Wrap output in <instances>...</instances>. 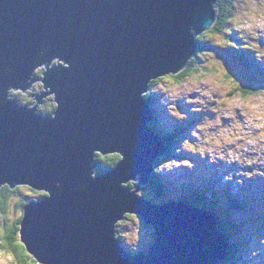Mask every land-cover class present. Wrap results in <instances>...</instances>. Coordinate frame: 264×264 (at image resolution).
Returning a JSON list of instances; mask_svg holds the SVG:
<instances>
[{"label":"water","instance_id":"95a60500","mask_svg":"<svg viewBox=\"0 0 264 264\" xmlns=\"http://www.w3.org/2000/svg\"><path fill=\"white\" fill-rule=\"evenodd\" d=\"M219 1L0 0V188L45 194L19 223L20 242L38 263L225 258L211 213L156 205L136 195L140 186H126L135 178L146 186L165 153L143 96L152 81L188 66ZM97 155L120 160L94 175ZM127 214L154 229L148 253L127 255L113 239Z\"/></svg>","mask_w":264,"mask_h":264},{"label":"rangeland","instance_id":"374dc122","mask_svg":"<svg viewBox=\"0 0 264 264\" xmlns=\"http://www.w3.org/2000/svg\"><path fill=\"white\" fill-rule=\"evenodd\" d=\"M229 5L230 10L224 19L225 28L234 30L236 39H231L227 44L228 35L225 38L223 34H208V38L203 41L205 47L203 46L198 60L191 68L198 69L197 73L185 78L181 84H176L174 78L166 76L150 86V110L153 116L158 117L155 124L161 132L172 133L177 137V144L171 138L175 145V156L178 154L180 158H184L177 160L170 155L163 161L157 177L162 191L155 194V191L144 189L138 190L136 195L158 205L164 200H177L183 184L198 176L204 177L203 174L208 176L199 166L222 169V172L218 171L220 177L214 175V181L220 180L223 172L229 175L227 180L221 178V183L232 188L231 197L237 198L242 194L247 201L254 194L247 202L250 210L244 207L243 210L236 209L241 211L231 212L232 221L229 220L226 224L231 225L233 230L224 223L236 244L232 245L235 249L228 264H264V231L256 225V220L264 215V197L255 191L262 186L261 182L264 183V139L260 137L264 128L257 127L264 124V76L261 74L264 70L260 66L264 62V28L247 27L253 16L258 21L264 16V0H231L227 8ZM213 41L219 44L218 50L210 52ZM237 43L246 44L254 54L262 53L263 58L258 60L240 44L241 48L238 49L248 55L247 62L252 63L253 70L249 68V63H241L234 51L227 49L220 52V49L236 47ZM257 77L262 81H258V86L253 80H258ZM247 86H256L259 93L244 96L238 91L239 87ZM188 117V121L195 119L197 123L188 124ZM176 125L187 127L179 133L171 132L173 128H177ZM228 179L237 186L230 184ZM133 181L126 184L132 192L135 187L141 186L137 178ZM242 183L246 186H242ZM17 188V192L11 196H0V234L7 224H12L21 215L20 204L23 200L38 201L43 198L41 193L28 187ZM195 192L203 195L209 202H203L202 206L207 205L208 208L212 203L219 216L226 215L227 211L220 208H224L225 200L215 201L209 192ZM253 229L255 233H252ZM116 237L128 253H144L153 242V228L143 224L139 216L127 215L118 222ZM0 262L16 264L8 254L1 252Z\"/></svg>","mask_w":264,"mask_h":264},{"label":"trees","instance_id":"16d2710c","mask_svg":"<svg viewBox=\"0 0 264 264\" xmlns=\"http://www.w3.org/2000/svg\"><path fill=\"white\" fill-rule=\"evenodd\" d=\"M230 1L231 0H220L219 1L218 8H217L218 12H217L216 23L209 31L205 32L204 34L200 35L197 38L198 51L195 54V57L190 61L189 65L187 66V68L185 70H183L181 73H179L176 76H171V78L175 79V83L176 84H181L185 78H187V77H189V76H191V75H193V74L198 72V69H194V68L191 69V68H192V65L198 60L199 52H202L200 50H202L203 46H204L203 41L207 37L208 34H215V35L223 34V35H225L224 36L225 38L228 35L227 44L230 43L231 39H236L234 37L236 35L234 30H232V29L228 30V28H225V20L224 19H226L225 16L230 10V5L227 8V5L229 4ZM228 23H230V22H227V24ZM211 44H213V48H212V50H211V48L209 49L210 52H212L214 50H218L219 44L215 43L214 41ZM240 44H244V43H237V46L234 47V49L238 48L239 46H241ZM227 49L228 48L220 49V52H222L224 50H227ZM236 54L238 55V58H239L240 62H244L245 58L247 57V56H245L244 53H242L240 51H234V55H236ZM220 55L223 56L221 53H220ZM241 55H244L245 57H242ZM224 57H226V56H224ZM38 76L40 77V75H38ZM161 80L162 79H160V81ZM238 91H240L241 94L244 95V96H252V95H255V94L259 93V91L256 88L249 87V86H247V87H239ZM145 97L148 98L149 95L147 94ZM20 105L24 106L26 104L25 103H20ZM54 109H55L54 106L53 107H48L46 110H42V112L40 111L39 113H40V115H43V116H49V115H51L54 112ZM157 118L158 117L154 115L155 122H156ZM151 128L154 131H156L157 130L156 124L154 123V125H153V123H152L151 124ZM159 135H161V134H159ZM161 136L165 139L167 152H168V155L170 156L172 154V152H174V150H175V147L173 145L174 143H173V141H171V139H169L170 136H163V135H161ZM172 136L177 138L175 135H172ZM173 137H171V138H173ZM118 160H119V157L117 155H111V156H106V157H101L100 155H97L95 161H96L97 167H99L98 172L103 173V172H107V171L113 169L115 164H116V162ZM163 160L164 159H161V160H159L158 162L155 163L154 172L149 177V182L147 184V187L149 188V190L155 191L157 193L159 191H162L160 189V185L161 184L159 183L157 177L159 176L158 175V171H159V167L161 166ZM102 161L104 163V166H102V165L99 166L100 162H102ZM208 184L211 185L210 183H208ZM208 187H211V186H208ZM203 188H204L203 186H198V185L195 186L193 184L191 186H187V185L183 184L180 187V190H179L181 192L180 196H182L181 198H179V200L185 201V202H187V203H189L191 205L198 206V207L204 209L205 205L202 206L203 201H204L203 196H200V195H198V193L195 192V191L202 192ZM16 192H17V188L9 189L7 186H4V187L0 188V196H1V198H6L7 196H11V195H13ZM221 198H222V196H221ZM222 200H223V198H222ZM23 201L24 202L20 204V207L22 209H24L25 206L31 200H23ZM226 202H227V207H228L227 210H230V211L231 210H236V209H241V208H239V205H240V207H242V209H243V207L247 206L245 200H239L237 198H232L229 195H226ZM230 213L231 212H227L225 217H220V216L218 217V215L216 214L215 217L217 218L220 230L225 235L227 241L229 242V244L232 247V245L234 244L231 241L232 235L228 234L227 230L225 228V225H226V226H228V227H230L232 229L231 225L226 224L230 220ZM21 219H22V217L20 216L19 219L14 221L12 224H7L5 226L2 234H0V252L8 254L9 257L12 258L13 262L16 263V264H40L32 256H30L27 253L25 247L20 242V239H19V221ZM224 223H225V225H224ZM263 226H264V224H263ZM254 232H256V231L254 230ZM231 247L229 246V249H228V250H230L229 252H231V249H232ZM229 252H227V255H226V258H225V263H223V264H227V262H228L227 260L231 259V257H230L231 253H229Z\"/></svg>","mask_w":264,"mask_h":264},{"label":"clouds","instance_id":"9594fccd","mask_svg":"<svg viewBox=\"0 0 264 264\" xmlns=\"http://www.w3.org/2000/svg\"><path fill=\"white\" fill-rule=\"evenodd\" d=\"M253 26H256V27H260V28H264V16H261L259 21L257 20L256 17H252L251 19V23L247 25L248 28H251ZM257 127H261V128H264V124H260V125H257ZM260 137L262 139H264V132H261L260 133ZM253 142V141H250V143ZM201 151H203L201 149ZM0 264H3V262H0Z\"/></svg>","mask_w":264,"mask_h":264},{"label":"bare ground","instance_id":"6f19581e","mask_svg":"<svg viewBox=\"0 0 264 264\" xmlns=\"http://www.w3.org/2000/svg\"><path fill=\"white\" fill-rule=\"evenodd\" d=\"M246 59H248L247 57H246ZM253 60H255V59H253ZM169 139H171V137L169 138ZM171 141H173L172 139H171ZM173 143H174V141H173ZM180 187V186H179ZM39 193V192H38ZM177 198V197H176ZM237 199H238V197H237ZM173 204H176V203H173ZM239 208H241V210H243L244 209V207H243V209H242V207H240V205H239ZM246 209H249L250 210V208L249 207H245ZM241 210H236V211H241ZM117 238V237H116ZM115 237H113V239L115 240V241H117L118 243H120V244H122L118 239H116ZM226 238V237H225ZM227 244L231 247V245L227 242ZM230 250H228V252H229ZM229 253H231V252H229Z\"/></svg>","mask_w":264,"mask_h":264}]
</instances>
